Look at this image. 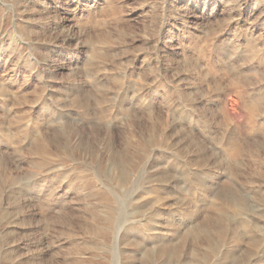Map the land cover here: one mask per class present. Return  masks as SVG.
<instances>
[{
  "label": "rangeland",
  "instance_id": "374dc122",
  "mask_svg": "<svg viewBox=\"0 0 264 264\" xmlns=\"http://www.w3.org/2000/svg\"><path fill=\"white\" fill-rule=\"evenodd\" d=\"M0 264H264V0H0Z\"/></svg>",
  "mask_w": 264,
  "mask_h": 264
},
{
  "label": "bare ground",
  "instance_id": "6f19581e",
  "mask_svg": "<svg viewBox=\"0 0 264 264\" xmlns=\"http://www.w3.org/2000/svg\"><path fill=\"white\" fill-rule=\"evenodd\" d=\"M239 207V206H238Z\"/></svg>",
  "mask_w": 264,
  "mask_h": 264
}]
</instances>
